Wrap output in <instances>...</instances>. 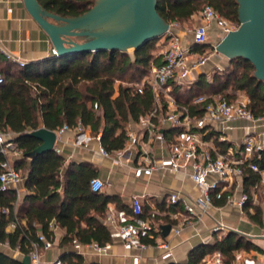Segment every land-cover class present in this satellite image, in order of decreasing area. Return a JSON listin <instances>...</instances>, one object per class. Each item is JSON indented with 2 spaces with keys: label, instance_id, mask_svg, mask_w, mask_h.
Returning a JSON list of instances; mask_svg holds the SVG:
<instances>
[{
  "label": "trees",
  "instance_id": "1",
  "mask_svg": "<svg viewBox=\"0 0 264 264\" xmlns=\"http://www.w3.org/2000/svg\"><path fill=\"white\" fill-rule=\"evenodd\" d=\"M37 1L48 12L74 18L87 13L94 0ZM205 6L212 7L224 19L239 26L237 0H157L156 10L170 24L190 20ZM157 42L155 39L142 45L132 55L120 51L76 53L25 63L24 66L10 63L0 68L3 75L0 131L13 133L16 147L22 152V157L14 164L23 176L26 190L23 199L26 206H19L15 189L0 188V244L27 255L33 244L42 245L40 234L53 240L51 223L64 230L60 247L75 243L103 246L111 242V233L103 219L108 204L117 199L91 191L90 181L98 175L96 168L87 162L72 161L63 172L65 159L54 151L33 159L24 157L41 144L29 133L40 127L56 131L63 126L74 129L80 125L84 130L89 129L91 135H100L101 147L108 153L123 150L127 127L156 106L148 85H144L139 93L135 84L148 74L152 65L162 64L161 56L155 55ZM207 47L193 45V49L201 53ZM254 72L251 62L234 58L227 69L215 71L211 79L202 74L191 85L172 86L171 94L180 107L188 108L191 115L200 116L203 111L192 104L193 98L214 95L233 100L232 92L239 91L246 95L247 109L253 116L262 117L264 84ZM165 110L164 104L162 112ZM207 129L206 140L216 135L210 127ZM169 133L177 134L178 131L172 129ZM214 144L221 151L228 147L225 141L218 139ZM3 159L0 153V163ZM250 162L264 169V151L255 153ZM242 178L243 193L249 196L242 210L252 223L262 226L263 210L253 201L254 194L262 193L261 177L245 167ZM220 187L210 192L211 203L216 206L227 203L233 194L232 191H220ZM146 213L143 210L142 218ZM148 218L154 223L161 219L152 213ZM161 220L173 225L166 217ZM9 224H14V229L8 232ZM157 239L158 233L153 231L140 237V241L148 246H155ZM250 248L243 236L229 232L211 245L194 248L187 264H200L206 254L215 251L222 254L224 264H232L234 252ZM0 264H21V261L0 250Z\"/></svg>",
  "mask_w": 264,
  "mask_h": 264
},
{
  "label": "crops",
  "instance_id": "2",
  "mask_svg": "<svg viewBox=\"0 0 264 264\" xmlns=\"http://www.w3.org/2000/svg\"><path fill=\"white\" fill-rule=\"evenodd\" d=\"M42 9L49 22L59 27L66 26L65 22L56 18L59 15L48 12L43 7ZM177 33L182 37L183 45L191 44L189 33L184 31H177ZM209 35L216 37L217 40L213 44L216 46L221 40L220 32L212 26ZM50 51V40L28 13L25 0H0V68L15 63L8 60L5 53L29 63L45 59L49 56ZM160 53L161 47L157 42L155 55L160 56ZM209 63V68L220 69L227 66L229 60L222 59L217 55L211 56V59L203 67L191 72L186 81L187 85L194 83L200 75L207 74L206 66ZM162 104L163 107L164 104L166 105L164 101ZM162 110L160 118L164 117L166 112H162ZM172 129L167 122L160 125L158 131L164 137L167 135L168 139L165 137L164 144L158 139H154L151 147L155 160L167 162L170 145L174 143L177 136L176 134L170 135L169 132ZM210 130L216 133L213 137L227 143V149L238 153L243 149V139L247 134H251L256 139L264 138V120L258 122L237 118L228 123H213ZM101 148L100 135L97 137L91 135L89 129H85L83 133L69 129L57 133L54 152L65 159L63 172L72 161L92 164L97 170V178L104 182V189L101 193L116 197L117 202L108 204V210L103 219V223L111 233L109 251L105 255H98L90 245L78 243L60 247L59 243L64 236V230L53 226L51 228L54 232L52 247L48 250L42 246L39 247L42 261L50 262L61 259L66 264H187L189 253L194 248L204 244L211 245L216 239L222 238L229 232H234L243 236L252 248L234 252L235 258L232 264H264V240L256 239V237H264V220L262 226L252 223L242 209L234 202L228 201L222 206L211 203L204 212L196 208L197 216L187 222V213L181 201L172 205L168 199L173 193H177L181 200L188 203H192L200 197V190L190 179L188 171L172 173L166 168H161L154 170L149 177L137 178L134 174V168L139 161L136 149L109 153L105 157L100 154ZM19 158L21 157L15 158L14 162ZM214 179V176L209 178L210 181ZM220 186L222 191H232L238 198L243 193V178L220 183ZM17 189L19 192L18 205L26 206L23 202L26 194L24 180ZM133 196L142 197L143 210L147 212L145 219L150 220L148 215L152 213L161 219L166 217L173 222L169 234L166 237L161 235V240L167 244L168 248H160L155 245L142 249L134 245H127L119 232L113 226L106 224V219L109 216H112L119 226L132 221V215L128 211H131ZM161 219L156 223L159 228L161 225H167V222L164 223ZM219 225H223L224 228L215 230ZM13 229V224H9L6 228L8 232ZM0 250L20 261L25 256L16 254L15 250H11L3 244H0Z\"/></svg>",
  "mask_w": 264,
  "mask_h": 264
},
{
  "label": "built area",
  "instance_id": "3",
  "mask_svg": "<svg viewBox=\"0 0 264 264\" xmlns=\"http://www.w3.org/2000/svg\"><path fill=\"white\" fill-rule=\"evenodd\" d=\"M192 19L196 21L195 26L191 29L186 28L185 31L191 35V44H182V37L177 33L180 24L177 22L170 23L167 32L158 39V44L161 47L159 55L162 64L159 66L152 65L148 74L135 84L139 93L142 92L144 85H148L154 96L156 106L148 114L141 116L132 126L127 127L125 132L126 143L123 149V151H128L133 148L137 151L139 161L134 168V174L137 178L149 177L154 170L161 168H166L172 173L182 170L188 171L190 179L200 190V197L194 202L188 203L183 199L181 200L177 193H173L168 199L172 205L181 201L187 213V222L197 216L196 208L204 212L211 204V191L217 190L220 183H228L233 179L242 178L245 167L260 175L262 190L264 191V169H260L256 163L250 162L255 153L264 151V138L256 139L251 134H247L243 139V149L238 153L230 149L221 151L214 144L216 137L204 139L209 130L207 127H211L216 122L228 123L237 118L258 122L264 120V116L254 117L247 109L248 99L246 95H241L239 91L232 92L233 95H236L233 100L214 95H199L193 98L192 104L199 106L203 112L202 115L196 116L191 115L188 108L180 107L171 94L172 86L187 85L186 81L191 72L203 67L210 59L206 53L194 50L193 45H207L212 26L218 29L221 39L238 27L231 21L224 19L210 6H205L193 15ZM212 48L215 51V45H212ZM5 54L8 60L17 63L19 66H24L25 62ZM2 83L3 75L0 72V85ZM162 101L166 103V112L164 117L160 118V111L163 108ZM166 122L173 129H177L178 133L176 140L170 145L169 156L165 163L153 158L151 146L154 139H158L163 144L166 142L163 134L158 131L160 125ZM69 129L71 128L63 126L55 132L56 134L62 133ZM71 130L77 133L84 131L80 125ZM13 139V133L0 131V153L4 156L0 163V188L2 190L15 189L19 195L17 187L23 181V176L16 169L14 159L22 157V152L17 149ZM100 154L105 157L109 155L103 148L100 149ZM211 176L215 177L212 181L209 180ZM90 189L92 192L100 193L104 189V182L97 177L93 178L90 181ZM228 201L234 202L240 209H243L249 201V196L242 193L236 198L232 194ZM131 212L132 221L130 223L119 226L114 218L109 216L106 219V224L113 226L127 245L146 248L148 245L142 243L140 237L149 231H153L158 233L156 246L168 248L167 244L161 240V230L156 223L142 218V197H132ZM50 227L53 228L52 223ZM219 228L224 227L219 225L215 230ZM39 241L45 250L50 249L53 245L52 240L46 239L43 234L39 235ZM90 246L98 255H105L111 247L110 243L103 246L93 243ZM39 247L37 244H33L32 250L27 254L30 257V264H66L61 259L50 262L42 261ZM15 252L22 255L17 249ZM206 257L208 258L206 259ZM200 264H224L222 254L219 251L206 254Z\"/></svg>",
  "mask_w": 264,
  "mask_h": 264
},
{
  "label": "water",
  "instance_id": "4",
  "mask_svg": "<svg viewBox=\"0 0 264 264\" xmlns=\"http://www.w3.org/2000/svg\"><path fill=\"white\" fill-rule=\"evenodd\" d=\"M237 2L239 26L216 44L215 51L229 61L243 58L251 62L255 68L254 76L264 84V0ZM156 5L157 0H96L95 5L79 17L55 16L66 23V26L59 27L47 20L37 0H25L28 13L50 40L51 51L46 58L76 53L137 50L159 39L168 30L169 24L159 16ZM29 136L38 139L41 144L24 157L33 159L55 151V131L40 127L30 132ZM160 230L161 235L166 237L171 225H161ZM256 239L264 240V237ZM21 264H30V257L23 256Z\"/></svg>",
  "mask_w": 264,
  "mask_h": 264
},
{
  "label": "rangeland",
  "instance_id": "5",
  "mask_svg": "<svg viewBox=\"0 0 264 264\" xmlns=\"http://www.w3.org/2000/svg\"><path fill=\"white\" fill-rule=\"evenodd\" d=\"M95 1L96 0L93 1V6L95 5ZM179 24H180V27H179L178 31H184L185 32L186 31V28H188V29L193 28L195 26V24H196V21L191 18L190 20L185 21V22H181ZM216 40L217 39H216L215 36H212L211 35L209 37V42L207 44L208 47L204 50V53H206L207 55H209L210 56V59H211V56H214V55H217V56H219L222 59H227L224 55L215 52L214 49L212 48V45L215 44ZM127 52L130 55H132L133 50H128ZM155 53H156V51H155ZM228 65L227 66H224L223 68H220V69H218V68L211 69V68H209L210 67V63H209V65L206 66V71L208 72L206 74L207 77L209 79H211V77H212V75H213V73L215 71L227 69L228 68ZM241 95H245V94L241 92ZM234 96H236V95H234ZM261 191H262L261 195L254 194L253 201H254L255 204H258L262 208V210H263L264 209V196L262 194H264V191L263 190H261Z\"/></svg>",
  "mask_w": 264,
  "mask_h": 264
}]
</instances>
